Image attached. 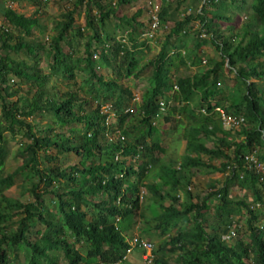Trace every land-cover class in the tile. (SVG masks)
<instances>
[{
  "label": "trees",
  "instance_id": "obj_1",
  "mask_svg": "<svg viewBox=\"0 0 264 264\" xmlns=\"http://www.w3.org/2000/svg\"><path fill=\"white\" fill-rule=\"evenodd\" d=\"M22 1L0 0L6 22L0 29V264H114L128 247L126 231L142 215L141 189L150 195L143 234L159 241L152 264H264V224L256 223L264 217V179L246 168L243 159L256 154L264 161V0H201L197 10L186 0H176L173 8L161 5L158 33L184 5L182 18L173 20L159 52L140 68L148 39L138 42L136 36L142 34L140 26L149 29L151 19L139 23L141 10L131 17L116 16L117 5L132 0H76L53 24L48 44L41 39L45 26L39 17L11 8ZM82 8L85 27L74 29V14ZM196 22L197 31L191 27ZM36 31L41 38H35ZM83 32L85 55L76 56L74 39ZM191 32L195 37L188 44ZM202 32L208 39H202ZM209 41L219 60H201ZM41 58L48 73L38 64ZM96 59L110 77L99 71ZM174 61L177 66L206 64L174 82L169 71ZM225 66L234 84L245 89L229 110L223 92L215 90V82L208 83ZM144 70L153 87L143 93L132 126L133 97L121 81L140 79ZM53 76L66 82L64 91L55 90L56 83L48 85ZM23 87L24 98L8 100ZM217 108L241 117L240 128L224 127ZM111 110L125 126L122 139L109 136L117 131L106 121ZM176 115L182 116L177 124ZM159 124L168 125L167 135L182 130L179 161L166 155ZM225 128L244 138L230 137ZM5 132L21 137L22 161L9 173L3 171ZM70 155L76 157L74 164ZM216 159L229 172L222 186L211 184L204 195L191 192V177L215 170L211 163ZM18 176L22 182L31 180L24 188L27 199L3 194ZM231 183L245 194L230 197ZM15 223L16 230L10 231ZM32 223L43 228L31 232ZM20 254L24 261L18 260Z\"/></svg>",
  "mask_w": 264,
  "mask_h": 264
},
{
  "label": "rangeland",
  "instance_id": "obj_2",
  "mask_svg": "<svg viewBox=\"0 0 264 264\" xmlns=\"http://www.w3.org/2000/svg\"><path fill=\"white\" fill-rule=\"evenodd\" d=\"M40 3H34L31 4L27 1H22L20 3H13L11 4V8L14 9L16 12L18 13H22L25 16H36L39 17L41 20V23L45 26V32H44V36L41 38L40 34L38 33V31H36L35 33V38H41L44 39V42H46V44H48L51 40V37L53 36L54 32L51 31V28L53 26V24L62 19V15L65 14L67 11L72 10L73 9V4L76 0H39ZM177 1L176 0H152V3L155 7L160 9L161 5H168L171 4V8H173L175 6V3ZM115 3V0L112 2ZM202 4L201 0H186L185 5H190L192 6L191 8L194 10H197L200 8ZM115 6V5H113ZM149 0H132V2L128 3V4H124L121 5L120 7L117 5V12H116V16L120 17V16H126V17H131L132 15H134L136 13V11L141 10V14L138 16L137 21L139 23L142 24H146L147 18H148V10H149ZM116 7V6H115ZM184 7V5H183ZM180 8L181 9H183ZM37 10V12H35ZM145 10V11H144ZM178 11L177 13L174 14V17L168 19L166 21L165 26L163 27L164 32H157L155 31L154 34H152V37L146 35L147 33V29L146 27L140 26L138 28V31H142V34L139 36H136V38L139 40L138 42H142L144 41V39H148L146 40L148 48L144 49L142 51L141 56H139V66L138 68H140L142 65H144L147 61L152 60V58L159 52L160 47H161V41L164 39V36L168 34L170 27L173 26V20H175L176 18H182V13L183 10ZM95 11V10H94ZM84 8H82L79 12H76L74 14V26L73 28L76 29L77 27H85V17H84ZM180 15V16H179ZM243 17L240 16L238 18V21H236L237 23V27H239L241 21H242ZM194 26V29L197 31V29H199V25L198 22L194 23L191 25V27ZM3 27H6V22L3 20V16L1 14V8H0V29H2ZM144 31V32H143ZM203 33V32H202ZM83 36L82 37H75V41H74V46L76 47V56H84V44L87 40L86 38V33L83 32ZM202 39H208V34H201ZM124 37L125 33L118 35V38L120 37ZM154 36V37H153ZM193 37H195V33L191 32V34L188 36V44L191 43V41L193 40ZM152 38V40H150ZM143 39V40H142ZM16 41V39L14 38L13 42ZM98 48H100L101 45H95ZM96 47V48H97ZM65 48V46H64ZM66 49V48H65ZM203 49H205L201 54V60L202 61H207L208 58H212V59H216L219 60V53L215 50V48L210 44V41L205 43ZM96 57H94L95 59ZM201 61V64L196 65V66H182V65H176V61H174L172 68H170V76L172 81H176V79L181 78V77H186V76H192L193 74H195L196 72L199 71L200 66L203 67L205 66L206 62L203 63ZM96 62L98 64V68L99 71L103 74H107L105 73L106 71L103 70V68L101 67L100 62L96 59ZM39 66L43 68V71L45 73H48V69H47V62L41 58L39 59L38 62ZM147 71L144 70L141 74V78L140 79H136V78H127V79H123L121 81L122 85H126L128 88H130V91L132 93V97L133 99L131 100V109H132V116L129 117L128 119V124H132V126L137 125V106L141 103V100L143 98V93L146 91L151 92L152 91V85L150 84V82L147 79ZM108 77H110L109 75H111L110 73L107 74ZM233 74L232 72L229 71V69L225 66L222 67L218 70V76L215 78V81L210 80L208 81V83H212L215 82V90H219L221 92H223V95L225 96V102L224 106L227 110H229L230 108H228V105L230 102H237L239 99V96L244 93L245 89L243 86L241 85H236L234 84L235 79L233 78ZM11 79H9L8 83L13 84V82L10 81ZM16 80V79H15ZM80 80V74H77L76 77V82L78 83V81ZM17 82V81H15ZM58 84L56 89L57 91H64L65 90V84L66 82H60L59 79H57L56 77H51L48 80V85L49 84ZM54 90V89H53ZM52 90V91H53ZM54 90V91H55ZM24 93H25V88L23 87V91L20 92L17 96L9 98V101H15L17 100V98H24ZM79 95L84 96V92L83 91H79ZM212 101H215V98H213ZM169 104H173L172 101H168ZM91 105H95L94 101H91ZM104 108V107H103ZM102 110H106V109H102ZM167 112V111H165ZM218 115H216L214 118H216V122L218 121ZM177 123H180L182 120V116L181 115H176L174 116ZM180 119V120H179ZM107 123L111 128H115V130L117 129L116 133H109V136L114 140L117 137H121V132L122 129H124L125 126L120 125L118 123V120L115 116H113V111L111 110L109 112V116L107 118ZM157 121V120H156ZM184 121V119H183ZM44 123V122H43ZM158 125V121L156 123V126ZM167 124H159L158 128H159V132L160 134L158 135V138L161 140V144L162 147L165 149L166 151V155L174 160L179 161L178 159H180L181 156H183L184 154V144L185 141L180 137L179 140V134L181 136L182 134V130H178L175 131L172 135H167L165 132L167 130ZM177 127V126H176ZM222 128H224L222 126ZM240 128V127H239ZM226 131H230L229 136H235L238 139L244 138L241 134H238L236 131H233L232 129H227L225 128ZM6 133V138H7V149H8V155H7V160L5 162V165L3 167V171L5 173H9L14 171V169L20 165L22 158L18 155V150L20 148V138L19 136H16L15 138H11V136ZM207 146L210 147L211 146V142L207 143ZM221 159H216L215 161H212V165H214V167L216 168L215 170H213L212 168H208L207 170H205V172H197V175H194L191 177V185H190V191L197 194L200 193L202 195H204V193L208 192L210 189H212L210 187L211 184H213L216 187L222 186V184L225 182V179L228 177L229 172L225 171L223 172L221 170ZM76 162V157L75 156H71L70 155V164H74ZM65 166V165H64ZM217 168H219L217 170ZM23 178L18 176V178L15 180V183L13 184L12 187H10L9 189L4 191V195L10 198H14V199H27V196H25V192H24V188L28 187V185H30L31 180H27L26 182H22L21 179ZM26 185V186H25ZM141 193H142V199H141V206H140V212H142V215L144 213H149V209H150V204H149V193L143 189H141ZM245 194L243 188L240 189L238 188L235 184L231 183L229 186V196L232 198H239L241 196H243ZM47 197L45 198V202L47 203L48 200H46ZM44 202V203H45ZM215 203L211 204V212H213V205ZM153 207V206H152ZM151 207V208H152ZM241 213L243 214L244 211L241 210ZM145 217L147 218V216L145 215ZM136 220V218H135ZM143 218L140 219V222H143ZM139 222V223H140ZM258 224L262 223L264 224V217H260V219L257 220ZM140 225V224H138ZM38 228H43V226H40L39 224H35L32 223L31 224V232H34L35 229ZM133 229L131 231L132 234H139L142 230H136L137 226H133ZM147 229V228H146ZM146 229H144V231H146ZM16 230V223L10 226V231H14ZM241 231L243 232V234H245V228L242 227ZM33 234V233H32ZM34 236V235H33ZM156 244H159V241L155 242ZM13 252H10V258H12ZM15 256V255H14ZM18 260L19 261H24L23 255L20 254L18 256ZM139 263V259L135 258L133 261V264H138ZM11 264H15V263H11Z\"/></svg>",
  "mask_w": 264,
  "mask_h": 264
},
{
  "label": "clouds",
  "instance_id": "obj_3",
  "mask_svg": "<svg viewBox=\"0 0 264 264\" xmlns=\"http://www.w3.org/2000/svg\"><path fill=\"white\" fill-rule=\"evenodd\" d=\"M122 139V137H121ZM144 190V189H143ZM141 199H142V193L140 191ZM159 213L158 211H155V214ZM142 216V217H141ZM140 217H137L136 220H134L133 226H137L136 230H142L139 234H132L131 231L133 228H129L128 231H126V243L128 247L126 248V251L122 258L115 262L114 264H133V261L135 258L139 259L138 264H152V261L154 260V249H157V245L155 241H151L149 237L144 236V222H145V216L141 215ZM143 218V222H140V219ZM140 222V223H139ZM148 223L150 221L148 220ZM153 224V222H151ZM140 224V225H138ZM131 259V260H130ZM128 262V263H125Z\"/></svg>",
  "mask_w": 264,
  "mask_h": 264
},
{
  "label": "built area",
  "instance_id": "obj_4",
  "mask_svg": "<svg viewBox=\"0 0 264 264\" xmlns=\"http://www.w3.org/2000/svg\"><path fill=\"white\" fill-rule=\"evenodd\" d=\"M149 10H148V17L151 19L150 27L146 32L148 36L152 37L155 31L158 30L160 20L158 18V11L159 8L155 7L152 3V0H149ZM219 112V119L221 124L227 128L238 129L240 127V123L242 121L241 117L232 116L229 114H225L221 109H216ZM244 163L246 168L253 169L257 173H259L264 179V161L259 159L256 154H245L243 156Z\"/></svg>",
  "mask_w": 264,
  "mask_h": 264
}]
</instances>
